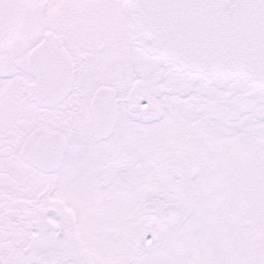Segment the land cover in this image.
<instances>
[{
	"label": "snow or ice",
	"instance_id": "snow-or-ice-1",
	"mask_svg": "<svg viewBox=\"0 0 264 264\" xmlns=\"http://www.w3.org/2000/svg\"><path fill=\"white\" fill-rule=\"evenodd\" d=\"M0 264H264V0H0Z\"/></svg>",
	"mask_w": 264,
	"mask_h": 264
}]
</instances>
